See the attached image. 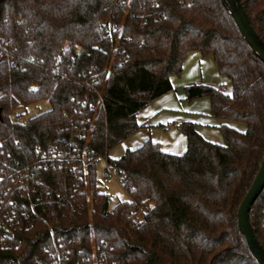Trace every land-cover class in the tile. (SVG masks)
Wrapping results in <instances>:
<instances>
[{"label":"trees","instance_id":"obj_1","mask_svg":"<svg viewBox=\"0 0 264 264\" xmlns=\"http://www.w3.org/2000/svg\"><path fill=\"white\" fill-rule=\"evenodd\" d=\"M241 2L264 41V0ZM189 51L212 55L232 82L230 94L203 83L184 87L189 100L210 98L225 144L184 122L182 154L149 138L110 158L140 129L137 113L173 89ZM45 100L47 109L21 120L24 106ZM0 110V170H33L34 200L59 202L58 193L77 183L62 207L52 203L54 214L43 211L46 221L22 232V244L9 251L17 264L48 262L50 229L70 251L65 264L92 260L94 247L109 264H262L238 211L264 159V60L222 0H0ZM50 145L72 151L73 160L46 166L39 157ZM102 156L127 172L129 197L112 207L107 193L89 200L85 191L84 170L96 187ZM142 207L135 223L129 213ZM250 219L264 247V189Z\"/></svg>","mask_w":264,"mask_h":264},{"label":"built area","instance_id":"obj_2","mask_svg":"<svg viewBox=\"0 0 264 264\" xmlns=\"http://www.w3.org/2000/svg\"><path fill=\"white\" fill-rule=\"evenodd\" d=\"M116 29V26L110 27V34ZM113 53L118 49V42H113ZM124 59V57L122 58ZM87 82V81H86ZM102 92H99L101 96ZM101 98V97H100ZM47 102V100H45ZM101 105V100L98 101L97 106ZM38 106H24L26 111H31L32 108ZM40 109V108H38ZM180 129L182 124H179ZM75 148L76 145H74ZM74 154L72 151L59 149L57 146L50 145L48 150L41 151L39 161H43L45 165H61L64 160H73ZM88 156L83 153L82 160L86 162ZM70 168H74L75 164L70 165ZM104 170V179L106 183L118 182L124 186L127 181V172L124 168L113 165L106 159ZM70 171L66 170L65 175H68ZM84 179L86 182L85 191L89 200H91L98 193H101L97 185L91 186L88 170H84ZM74 187L68 188L62 193H58V199L61 201H53L51 197L43 198L42 195L39 199H33V193L35 192V175L33 170L28 168L15 169V170H0V264H17V260L14 256L9 254L10 250L17 248L22 244L21 234L23 231L34 228L36 226L35 220L41 222L46 221L43 211H49V214H54L55 210L50 206L53 203H58L57 206L62 207L61 203L67 200V197L73 195ZM128 192V191H127ZM129 195V193H128ZM24 199V200H21ZM70 203V202H69ZM75 210L74 205H71ZM52 207V206H51ZM145 207H142L138 211H131L129 215L135 223H139L144 219ZM54 230L50 229L51 241L47 242L44 246L45 251L49 255V260L46 264H65L69 260L70 251L65 248L66 243L64 241L57 240ZM104 253L101 248H93L92 260L83 258L82 261H78L76 264H109L102 259ZM35 264H45L41 259H37Z\"/></svg>","mask_w":264,"mask_h":264},{"label":"rangeland","instance_id":"obj_3","mask_svg":"<svg viewBox=\"0 0 264 264\" xmlns=\"http://www.w3.org/2000/svg\"><path fill=\"white\" fill-rule=\"evenodd\" d=\"M212 67L207 68L204 72V78L202 81L195 83H203L208 85L216 86L227 93L232 92V82L231 80L220 74L217 64L212 55H210ZM199 66V65H198ZM205 68V67H204ZM191 71L196 75H201L202 67H197L195 65L191 68ZM183 78V74L180 75V79ZM175 101L169 107L161 108L159 110L152 111L151 103H149L145 108L137 113L136 119L140 124H147L148 128H150V132L140 129V131L135 132L130 140H124L119 143L117 146L112 148L108 152V156L113 159H117L121 157L128 147H131V140H133L136 136L141 137H151L155 141L162 140L165 144H172L175 140H178L181 136L184 139V145L182 142L183 150L180 154H182L187 148L186 137L182 130L176 127L174 130L172 129L173 121L181 123L184 122H193L196 124L197 130L209 141L224 145L225 140L223 134L220 130V125L224 122L221 119H218L211 115V102L208 96H203L199 98H195L193 100H189L186 97V94L176 96L174 95ZM47 102L43 101L38 104L37 108H32L31 111H26L21 120L25 121L30 116L35 115L36 113L47 109ZM40 108V109H38ZM229 123L240 131L246 130V124L238 121H229ZM154 131V137L151 131ZM143 139V138H142ZM163 142L160 143L163 146ZM140 145V144H139ZM106 163V157L102 156L97 162V170H96V182L97 188L100 192L107 193L111 198V207L116 205L120 200H125L129 197L127 190L124 186L118 182L106 183L104 179V166Z\"/></svg>","mask_w":264,"mask_h":264},{"label":"water","instance_id":"obj_4","mask_svg":"<svg viewBox=\"0 0 264 264\" xmlns=\"http://www.w3.org/2000/svg\"><path fill=\"white\" fill-rule=\"evenodd\" d=\"M228 6L231 15L233 16L240 32L245 37L247 43L257 53V55L264 60V41L255 31L248 14L241 2V0H222ZM1 118V110H0ZM264 189V159L257 175L247 191L245 197L241 201L238 211V225L240 231L243 233L250 249L256 256L257 260L264 264V247L260 244L255 235L254 228L250 219V210L255 200Z\"/></svg>","mask_w":264,"mask_h":264},{"label":"crops","instance_id":"obj_5","mask_svg":"<svg viewBox=\"0 0 264 264\" xmlns=\"http://www.w3.org/2000/svg\"><path fill=\"white\" fill-rule=\"evenodd\" d=\"M209 57H211V56L210 55H206V56L202 55L198 51H189L188 54H187V57L185 58V60L183 62V70H182V72L180 74V75L183 74V78L180 79V75H173L171 77V81H172V84H173V89L171 91H169L168 93H165L164 95L160 96L159 98H157V99H155L153 101V103L151 104V106L153 108L152 111L159 110L161 108L163 109L165 107H169L175 101L174 95H176V96L184 95V93H185L184 87L186 85L194 84L195 82L202 81V79L205 80L204 72L206 70V67L210 68L213 65L211 60H210L211 58H209ZM195 65H197V67H200V69L202 67V71H201L202 74L200 76L194 74L191 71V68L194 67ZM173 122H174L173 123L174 127L172 129L174 130L176 127H178V129H179L180 128L179 124L181 122L180 121H178V122L173 121ZM140 129H143V130H146V131L150 132V128H148V125L145 124V123L141 124ZM140 129L137 130V131H140ZM153 132L154 131L152 130L151 133H152V135L154 137V133ZM132 135L129 136L126 140L132 139V137H133ZM185 137H186V135H185ZM149 138H151V137H148V139ZM146 140H147L146 136L145 137H141L140 135L136 136L133 140H131L132 141L131 142L132 146L128 147V148H130V149L136 148V147L140 146L141 144H143ZM155 140H153V141H155ZM155 142H158L160 147L164 151L169 152V153H173V154H180L182 152V150H183L182 149L183 148L182 142H183V145H184V139H183L182 136L178 140H175V142L172 143V144H165L162 140L160 141V139H159V141H155ZM162 142H163V146H161L162 144H160ZM186 142H187V138H186Z\"/></svg>","mask_w":264,"mask_h":264},{"label":"snow or ice","instance_id":"obj_6","mask_svg":"<svg viewBox=\"0 0 264 264\" xmlns=\"http://www.w3.org/2000/svg\"><path fill=\"white\" fill-rule=\"evenodd\" d=\"M230 94V93H229Z\"/></svg>","mask_w":264,"mask_h":264}]
</instances>
